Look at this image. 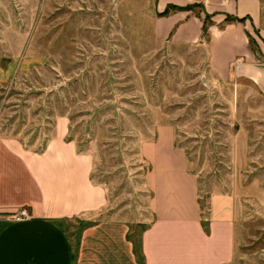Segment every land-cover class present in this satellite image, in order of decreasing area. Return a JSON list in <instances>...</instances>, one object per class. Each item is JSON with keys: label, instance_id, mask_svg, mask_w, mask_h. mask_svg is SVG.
Returning <instances> with one entry per match:
<instances>
[{"label": "rangeland", "instance_id": "1", "mask_svg": "<svg viewBox=\"0 0 264 264\" xmlns=\"http://www.w3.org/2000/svg\"><path fill=\"white\" fill-rule=\"evenodd\" d=\"M199 1L187 6L203 18ZM156 4L0 0V133L40 150L66 116L69 139L92 156V181L107 191V207L91 219L120 217L132 227L154 218L141 150H152L157 126L171 124L203 216L211 193L235 183L240 190L233 264H264V98L246 81L218 79L204 47L156 42ZM85 222L66 223L73 241Z\"/></svg>", "mask_w": 264, "mask_h": 264}, {"label": "crops", "instance_id": "2", "mask_svg": "<svg viewBox=\"0 0 264 264\" xmlns=\"http://www.w3.org/2000/svg\"><path fill=\"white\" fill-rule=\"evenodd\" d=\"M194 2L157 0L155 41L204 47L207 67L218 79L246 81L264 98V60L257 59L248 41L252 35L264 53L260 0H200L213 22L204 43L202 23L190 11L158 15L169 5L185 7ZM226 16L243 20L220 29ZM68 134V118L58 116L53 135L39 152L15 136L0 133V264H138L127 221L91 219L107 207V191L92 181V156L80 152ZM155 134L152 150H141L151 167L145 185L152 192L150 208L155 218L142 234L144 264H233L238 186L211 193L203 216L197 180L188 170L184 150L175 145L172 125L157 126ZM237 140L231 155L233 169L239 170L242 150ZM20 210L28 216L13 219ZM205 218L208 234L201 226ZM73 219L91 223L74 241L66 229Z\"/></svg>", "mask_w": 264, "mask_h": 264}, {"label": "trees", "instance_id": "3", "mask_svg": "<svg viewBox=\"0 0 264 264\" xmlns=\"http://www.w3.org/2000/svg\"><path fill=\"white\" fill-rule=\"evenodd\" d=\"M181 11L189 12V11H191V9L189 6L177 7V6L169 5L166 7V9L162 13H159L158 15H160V16L170 15L171 13L181 12ZM201 13L204 14L203 18H201L200 14H193V15L195 17H197L198 19H200V21L202 23V27H201L202 28L201 29L202 30V37L204 40L207 41L208 37H209L208 28L211 25H213V22L211 20V16L205 13L202 4H201ZM242 20L243 19H238V18H235L232 16H226L224 22L222 24H220L218 27L220 29H222L226 24L240 22ZM248 41H249L250 50L253 52V54L257 57V59L259 61H262L259 57L260 56V50L257 46V42L250 36H249ZM44 148H45V144L43 145L42 149L37 150V151L40 152ZM153 219H155V218H153ZM89 224H91V223H89V222L83 223V228ZM150 225H151V223L149 225H145V226H142V224H136V225H133L132 227H129L128 239L132 243L133 252H134V255L136 257L138 264H144V261H145V258L143 256V251H142V240L141 239H142L143 232L146 231L150 227ZM201 226H202V229L205 232V234H208L209 233V220H208V218H205V220H203V219L201 220ZM74 259H75V254H73V260Z\"/></svg>", "mask_w": 264, "mask_h": 264}, {"label": "built area", "instance_id": "4", "mask_svg": "<svg viewBox=\"0 0 264 264\" xmlns=\"http://www.w3.org/2000/svg\"><path fill=\"white\" fill-rule=\"evenodd\" d=\"M27 216L28 214L24 210H20L15 216V220H21L23 218H26Z\"/></svg>", "mask_w": 264, "mask_h": 264}]
</instances>
